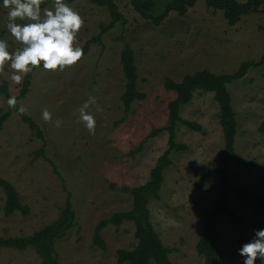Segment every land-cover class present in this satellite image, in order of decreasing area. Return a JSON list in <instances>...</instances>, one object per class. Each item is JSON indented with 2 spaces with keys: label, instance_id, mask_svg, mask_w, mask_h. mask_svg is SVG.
<instances>
[{
  "label": "rangeland",
  "instance_id": "obj_1",
  "mask_svg": "<svg viewBox=\"0 0 264 264\" xmlns=\"http://www.w3.org/2000/svg\"><path fill=\"white\" fill-rule=\"evenodd\" d=\"M133 0H116L126 20L106 33L101 43L89 45L87 54L63 71L37 67L30 93L20 102L38 124L40 139L13 114L0 134V178L10 182L28 206V214L12 217L3 213L4 193L0 189V238L31 236L55 222L68 195L77 214V227L56 244L61 264H118L117 251L132 250L137 244L135 226H109L103 231L107 250L93 245L96 227L115 213L130 211L133 199L122 188H135L150 179L151 171L168 148V134L149 139L140 153L132 155L155 129L167 126L168 105L176 98L167 91V78L180 82L185 76L203 70L233 74L241 64L259 62L264 56V6L230 26L223 12L210 9L199 0L185 16L171 13L160 25L143 19L133 8ZM246 2L247 0H239ZM83 19L74 46L83 49L99 36L101 25L110 21L108 12L86 1L68 3ZM168 0H159L164 8ZM54 0L48 6L53 9ZM6 10L0 8V30L10 49L22 47L5 29ZM19 22V21H18ZM124 37V41L122 40ZM128 42L135 53L139 91L146 98L133 104L126 114L121 97L126 80L120 55ZM10 66L0 70V85L8 84L11 96H18L21 85L10 79ZM238 128L236 153L255 162L245 168L230 162L233 184L227 205L242 223L223 214L216 223L221 258L217 264H243L232 256L239 241H249L256 224L264 222V66L229 86ZM91 97L87 111L95 118L90 133L79 120V109ZM0 108L7 101L0 96ZM51 114L42 119L43 110ZM184 120L202 127L196 133L179 125L176 142L188 150L172 153L173 165L166 171L159 201L150 203L151 221L164 245L173 252L172 264H205L196 246L204 222L219 201L222 191L218 174L204 175L221 167L225 142L220 124V109L214 95L202 91L183 108ZM60 121V126H56ZM45 149V157L36 153ZM112 186H115L114 188ZM235 191L246 192L241 199ZM0 264H41L34 249L0 251ZM259 264V261H257Z\"/></svg>",
  "mask_w": 264,
  "mask_h": 264
},
{
  "label": "trees",
  "instance_id": "obj_2",
  "mask_svg": "<svg viewBox=\"0 0 264 264\" xmlns=\"http://www.w3.org/2000/svg\"><path fill=\"white\" fill-rule=\"evenodd\" d=\"M53 0H42L41 9L48 8ZM68 3L75 1H86L98 8L105 9L110 17L107 25H101V32L98 37L93 38L87 43L84 55L87 54L89 45L92 43H101V38L109 31L121 24L126 25V20L116 3V0H66ZM199 0H168L165 7H159V0H133L132 6L135 11L145 20H150L154 25L160 26L171 13L185 16L188 11L194 8ZM206 4L210 9L223 12L225 20L230 26H236L241 22L243 17L251 15L264 6V0H247L241 2L239 0H206ZM5 31L0 30V37H4ZM124 41V37L122 36ZM120 62L124 77L126 80L125 91L121 97L123 109L126 114L132 110V106L137 101L146 98L145 94L139 91L138 81L139 73L136 65L135 53L132 46L128 42H124L120 55ZM264 66V56L259 62L250 61L240 65L239 69L233 74H216L209 70H203L193 75L185 76L180 82L167 78L165 80V88L167 91L174 92L176 98L168 105L169 119L167 126L155 129L143 141L140 146L132 152L140 153L144 145L149 139L156 138L162 133L168 134V148L164 154L158 159L156 166L152 169L150 179L142 186L122 188V192L129 194L133 199V208L130 211L115 213L109 219L103 220L95 229L93 237V245L103 251L107 250V244L103 237V231L109 226L121 227L126 222L133 223L135 226L134 237L137 244L132 250L120 249L117 251L118 264H172L170 255L172 250L167 248L162 242L151 221L150 203L152 200L159 201L160 193L163 188L165 173L173 165L171 159L172 153H180L188 150V146L178 144L176 142L177 127L182 125L196 133H203L202 127L194 122L186 121L182 118L181 113L184 107L190 105L194 99V95L199 92L210 93L214 95L220 109V124L223 131L225 147L222 153L221 167L216 170L207 172L203 180H207L215 174L221 179L222 191L219 201L216 203L213 211L206 218L199 241L196 246L198 256L204 258L205 264H217L222 254L219 248V236L216 223L223 214L228 215L232 220H242L227 205V200L232 191L233 184L229 177L230 162L249 168L255 166V162L249 161L238 155L235 150V142L237 136V118L232 105V97L229 86L236 81L244 79L250 70ZM36 68L32 72L27 73L23 79L21 90L16 96V107L0 108V134L5 124L13 114H18L22 121L36 133V135L44 141V135L38 124L26 113H18L17 109L20 102L24 100L30 93L32 81ZM0 96L6 101L11 97L8 84L0 85ZM260 132L264 133V122L260 127ZM44 147L36 153V157H45ZM113 188L115 186H112ZM0 189L4 193V206L2 208L4 216L9 218L17 212L27 215L28 206L21 201V196L17 189L8 181L0 178ZM239 198L248 199L246 192L235 191ZM260 205L264 207V197L260 200ZM77 214L73 209L71 195L69 194L60 217L52 224L35 232L27 237L0 238V251L3 249H11L19 252L27 249H34L41 259V264H61L60 255L56 249L58 241L65 238L72 229L77 227ZM258 229L264 228V222L256 224ZM247 241L240 240L239 248ZM238 248V249H239ZM234 261H238L241 257L238 252L232 256Z\"/></svg>",
  "mask_w": 264,
  "mask_h": 264
},
{
  "label": "clouds",
  "instance_id": "obj_3",
  "mask_svg": "<svg viewBox=\"0 0 264 264\" xmlns=\"http://www.w3.org/2000/svg\"><path fill=\"white\" fill-rule=\"evenodd\" d=\"M42 0H0V8L6 10L5 29L22 47L10 49L8 42L0 38V70L10 66L13 70L10 79L20 83L24 74L33 68L42 67L45 71H63L74 65L83 56V49L74 46L78 30L83 24L80 14L63 0H54L53 9H41ZM19 21V22H18ZM89 103H95L91 97L79 109V120L85 128L94 132L95 118L87 111ZM9 107H16L17 100L11 96L7 100ZM25 112L24 107L17 109ZM47 109L42 112V119L50 120ZM60 126V121H56ZM243 264H264V228L254 230L253 237L238 250Z\"/></svg>",
  "mask_w": 264,
  "mask_h": 264
}]
</instances>
